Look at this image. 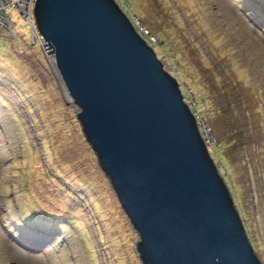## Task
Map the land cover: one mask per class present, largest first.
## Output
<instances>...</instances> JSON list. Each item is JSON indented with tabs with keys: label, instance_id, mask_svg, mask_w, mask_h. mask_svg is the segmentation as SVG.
I'll list each match as a JSON object with an SVG mask.
<instances>
[{
	"label": "rangeland",
	"instance_id": "374dc122",
	"mask_svg": "<svg viewBox=\"0 0 264 264\" xmlns=\"http://www.w3.org/2000/svg\"><path fill=\"white\" fill-rule=\"evenodd\" d=\"M239 1L260 18L237 0H124L126 10L117 0L186 91L264 264V0ZM7 13L16 36L0 40V264H141L139 235L40 44ZM26 226L59 232L42 243Z\"/></svg>",
	"mask_w": 264,
	"mask_h": 264
},
{
	"label": "water",
	"instance_id": "95a60500",
	"mask_svg": "<svg viewBox=\"0 0 264 264\" xmlns=\"http://www.w3.org/2000/svg\"><path fill=\"white\" fill-rule=\"evenodd\" d=\"M32 12L141 264H262L179 82L118 2L35 0Z\"/></svg>",
	"mask_w": 264,
	"mask_h": 264
},
{
	"label": "clouds",
	"instance_id": "9594fccd",
	"mask_svg": "<svg viewBox=\"0 0 264 264\" xmlns=\"http://www.w3.org/2000/svg\"><path fill=\"white\" fill-rule=\"evenodd\" d=\"M238 1V3H240L241 4V7H242V9H243V11L245 12V13H251L252 14V16H254V18H260L259 17V15H258V13H256L255 12V10H254V8H253V3H251V2H249V1H247L248 3H250V5H252V6H250L249 4H246V3H244V2H241V1H239V0H237ZM116 2H117V0H116ZM34 8V7H33ZM32 11H33V9H32ZM31 11V12H32ZM22 17V16H21ZM10 18V17H9ZM11 19V18H10ZM32 19H33V22H34V16H33V12H32ZM258 20V19H257ZM25 22H27L28 23V20H25ZM11 23H12V20H11ZM29 24V31H30V33H31V30H30V23H28ZM34 24H35V30H36V33H38L37 32V28H36V22H34ZM12 25H15V23H12L11 24V26ZM136 29H138V32L141 34H143V35H146L147 37H148V35L146 34V33H144L143 32V29L142 28H137V26H136ZM141 31V32H140ZM141 34V35H142ZM38 35L40 36V37H42L39 33H38ZM142 35V37L144 38V36ZM15 36H16V34H14V32L12 31V28L10 27V29H9V33H7L5 30H0V40L1 39H5L6 41H11V39L12 38H15ZM31 36H32V41H31V43L33 44V43H37L38 42V40H34V38H35V34H33V33H31ZM43 39V38H42ZM145 39V38H144ZM43 41H44V39H43ZM146 41H147V39H146ZM148 42V41H147ZM39 43V42H38ZM44 43H45V41H44ZM46 44V43H45ZM148 44H149V42H148ZM10 45H12V44H10ZM150 45V44H149ZM40 46H41V44H40ZM151 46V45H150ZM151 47H153V46H151ZM12 49H15V47L12 45ZM41 50H42V48H41ZM20 52V53H19ZM19 52H17L16 50H15V53H17V54H22V53H24V55H27V54H25V52H22L21 53V49H20V47H19ZM42 54H44V58H45V61H46V63L50 66V68H51V71L53 70L52 69V67L51 66H54V65H50V64H54V61H53V57H52V55H50V54H48L47 52H46V49L44 48V50H42ZM33 64H35L36 66H38V68L40 69H44L45 68V66L43 67V66H41V65H39L38 64V62L36 61V59H35V57H33ZM165 68V67H164ZM165 70H166V68H165ZM52 73H53V71H52ZM54 75V74H53ZM181 88V87H180ZM181 92H183L182 90H181ZM183 94H184V92H183ZM65 97H66V99H67V101H69V103L71 102V99H70V96H68L66 93H65ZM184 97H185V99H186V96H185V94H184ZM69 99V100H68ZM195 117H196V115H195ZM196 120L198 121V118H196ZM202 122V121H201ZM203 125V124H202ZM201 134H203L204 136V140H205V142H206V144H207V146H208V149L210 150L211 149V145L206 141V139H207V137H206V134L205 133H201ZM211 138V137H210ZM210 146V147H209ZM97 159V158H96ZM99 164V163H98ZM100 168V167H99ZM101 170V169H100ZM102 171V170H101ZM102 172H104V171H102ZM104 174H105V172H104ZM106 175V174H105ZM107 177V176H106ZM32 221H34V220H32ZM244 224V223H243ZM28 229H30L31 231H30V235H34V237L36 238V239H42V243H44V242H48V241H50V239H48V237L49 236H51L52 234H58V230H55V231H53V230H47V229H45V228H41V229H38V228H35V229H33V228H31V227H28V226H26ZM56 229H58L57 227H56ZM247 230V229H246ZM29 235V236H30ZM36 242L37 243H39V241L38 240H36ZM137 250V249H136ZM138 253V252H137ZM140 258V257H139Z\"/></svg>",
	"mask_w": 264,
	"mask_h": 264
},
{
	"label": "built area",
	"instance_id": "2783aa9c",
	"mask_svg": "<svg viewBox=\"0 0 264 264\" xmlns=\"http://www.w3.org/2000/svg\"><path fill=\"white\" fill-rule=\"evenodd\" d=\"M35 0H0V30H5L9 33L11 27V19L8 15V10L15 9L22 16L24 20H28L30 23L31 33L35 34L34 40H38L41 44L42 50H44V41L42 37L36 33L35 24L32 19V9L34 7Z\"/></svg>",
	"mask_w": 264,
	"mask_h": 264
},
{
	"label": "trees",
	"instance_id": "16d2710c",
	"mask_svg": "<svg viewBox=\"0 0 264 264\" xmlns=\"http://www.w3.org/2000/svg\"><path fill=\"white\" fill-rule=\"evenodd\" d=\"M119 1V3H120V5H122L123 7L125 6V4L123 3L124 2V0H118ZM126 7V6H125ZM125 7H124V9H125ZM126 10V9H125ZM128 11H129V9H128ZM128 11H126V13L128 12ZM148 41V40H147ZM150 44V43H149ZM151 45V44H150ZM151 46H153V45H151ZM153 47H155V46H153ZM183 92H184V94H185V96H186V91L185 90H183ZM70 138H72L73 139V136H71ZM56 142V141H55ZM54 142V143H55ZM66 151H68L69 153H73L72 152V150L70 149V150H66ZM70 166V165H69ZM35 215H33V214H30V217H32V220H37V222L41 225V223L43 222L42 220H38L37 219V217H34Z\"/></svg>",
	"mask_w": 264,
	"mask_h": 264
}]
</instances>
